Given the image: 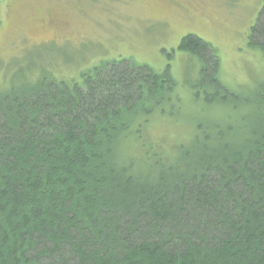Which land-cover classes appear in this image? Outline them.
Wrapping results in <instances>:
<instances>
[{"label": "trees", "instance_id": "16d2710c", "mask_svg": "<svg viewBox=\"0 0 264 264\" xmlns=\"http://www.w3.org/2000/svg\"><path fill=\"white\" fill-rule=\"evenodd\" d=\"M250 46L264 55V8ZM178 50L224 116L166 150L143 132L180 105L170 64L0 90V264H264V82L227 88L196 35Z\"/></svg>", "mask_w": 264, "mask_h": 264}, {"label": "rangeland", "instance_id": "374dc122", "mask_svg": "<svg viewBox=\"0 0 264 264\" xmlns=\"http://www.w3.org/2000/svg\"><path fill=\"white\" fill-rule=\"evenodd\" d=\"M198 4L202 6L198 23L186 24L159 0H147V4L137 0H0V90L13 78L21 83L40 74L80 81L92 68L119 60L157 72L170 64L180 105L174 107L177 110L168 106L171 120H151L143 136L162 139L163 150L185 142L193 137L191 130L199 122L220 121L224 109L208 110L203 96L195 97L191 86L199 79L201 65L178 49L173 52L184 36L196 35L213 46L221 62L219 77L227 88L246 91L264 82V55L250 46L264 0H198ZM50 15L58 22L43 29ZM149 16L169 19L174 30H166L165 35L162 27L159 30L143 21Z\"/></svg>", "mask_w": 264, "mask_h": 264}, {"label": "flooded vegetation", "instance_id": "af4514ba", "mask_svg": "<svg viewBox=\"0 0 264 264\" xmlns=\"http://www.w3.org/2000/svg\"><path fill=\"white\" fill-rule=\"evenodd\" d=\"M140 4H147V0H137ZM160 2H163L168 5V12L170 14L179 15L181 16L182 20L185 21L186 24H197V14L199 13V10L202 6L198 4V0H159ZM169 19H162L154 16H149L147 19H144V22H148V24H151L153 26H157L160 30V27H162L163 32H165L167 35V31L174 30V27L172 24L168 21ZM43 22V20H42ZM57 18L55 15H50L49 19L46 23H44L43 29H46L47 27H53L57 23ZM167 30V31H166ZM188 35V34H187ZM179 47V46H178ZM174 48V50L178 49Z\"/></svg>", "mask_w": 264, "mask_h": 264}]
</instances>
